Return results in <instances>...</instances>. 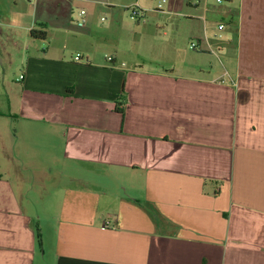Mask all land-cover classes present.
I'll use <instances>...</instances> for the list:
<instances>
[{
  "label": "crops",
  "instance_id": "1",
  "mask_svg": "<svg viewBox=\"0 0 264 264\" xmlns=\"http://www.w3.org/2000/svg\"><path fill=\"white\" fill-rule=\"evenodd\" d=\"M210 2L161 40L118 7L46 39L0 9V264H264V0Z\"/></svg>",
  "mask_w": 264,
  "mask_h": 264
},
{
  "label": "rangeland",
  "instance_id": "2",
  "mask_svg": "<svg viewBox=\"0 0 264 264\" xmlns=\"http://www.w3.org/2000/svg\"><path fill=\"white\" fill-rule=\"evenodd\" d=\"M136 1L137 0H0V9L2 10V19L4 21L6 19H13L19 25L37 28L36 30H39V23L41 21H55V15L58 12L63 14V18L67 17L70 22L75 21L78 28H81L77 21L80 19L79 14L82 10L86 11V23L84 24V27L88 26L89 20H92L100 25L106 24L111 19V16L108 13L109 9H111V7H118L119 12L127 17V21L136 27L138 25L137 19L132 18V11L129 7L126 8L123 6L130 3L132 6L136 3ZM200 1L203 0H149L145 8L143 6L145 9L144 17L139 20L140 24L147 23L150 25V28L147 31L149 35H151L149 36L150 40H152V35H159L160 40L165 39V36L163 35L164 31L169 32L176 29L183 32L177 22V18L188 10L190 6L189 3H191L193 7V5L195 6L199 4ZM216 1L217 0H211L210 4H218ZM106 3H113L115 6L107 5ZM160 4L163 5L164 12L156 9ZM171 11H174V13L177 12L179 16H173ZM156 26L159 29H157ZM30 33V31L27 32L22 30H16L13 32L14 35H18L23 38L25 36H30ZM192 42H189V44L182 42L183 48L191 50L190 45ZM1 43L5 45L6 49L9 48V45H11V43L6 42L4 38L0 39V44ZM150 50V48L138 49V51L145 56L150 55ZM128 56L130 60H133L136 56V49H134V51L131 50ZM19 58L20 56H18L17 51H8L6 56L5 54L2 55L0 53L1 76L2 79L5 78L6 85L8 87L12 85V83L15 84L16 79L21 74L22 67L20 65ZM1 93H5V87L2 83L0 86V94ZM2 98L4 100V96H2ZM61 177L62 176L57 173L54 174V176L50 178L49 183L45 186L40 184V182H29L26 187L28 190H31L35 208L36 203H41L43 194L53 196L55 192H58L61 189V186H65V188L75 187L76 182L72 180L66 168L64 180L60 179ZM27 179L29 180V178ZM56 179L57 182L61 181L63 184L57 185Z\"/></svg>",
  "mask_w": 264,
  "mask_h": 264
},
{
  "label": "built area",
  "instance_id": "3",
  "mask_svg": "<svg viewBox=\"0 0 264 264\" xmlns=\"http://www.w3.org/2000/svg\"><path fill=\"white\" fill-rule=\"evenodd\" d=\"M219 2H221V0H218ZM129 9L132 11V18H135L137 20H140L141 18L144 17V8L140 5L139 0L136 1L135 4H133L132 6L129 7ZM157 10L164 12L163 10V5L160 4L158 5V7L156 8ZM80 19L77 21L79 26H84V24L86 23V11L82 10L79 14ZM220 28H222V26H220ZM191 49H197L198 48V43L197 42H192L190 45ZM76 60H79V57H76Z\"/></svg>",
  "mask_w": 264,
  "mask_h": 264
},
{
  "label": "trees",
  "instance_id": "4",
  "mask_svg": "<svg viewBox=\"0 0 264 264\" xmlns=\"http://www.w3.org/2000/svg\"><path fill=\"white\" fill-rule=\"evenodd\" d=\"M31 37L34 39H46L47 32L44 30H32ZM37 237H38V242L41 245V235L38 233Z\"/></svg>",
  "mask_w": 264,
  "mask_h": 264
}]
</instances>
